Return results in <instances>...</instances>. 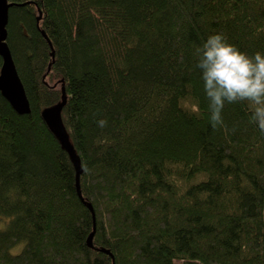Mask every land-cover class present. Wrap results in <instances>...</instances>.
<instances>
[{
  "label": "trees",
  "instance_id": "trees-1",
  "mask_svg": "<svg viewBox=\"0 0 264 264\" xmlns=\"http://www.w3.org/2000/svg\"><path fill=\"white\" fill-rule=\"evenodd\" d=\"M9 2L31 109L0 91V264H264V133L247 102L213 128L196 68L217 33L264 52V0Z\"/></svg>",
  "mask_w": 264,
  "mask_h": 264
},
{
  "label": "clouds",
  "instance_id": "clouds-1",
  "mask_svg": "<svg viewBox=\"0 0 264 264\" xmlns=\"http://www.w3.org/2000/svg\"><path fill=\"white\" fill-rule=\"evenodd\" d=\"M196 68L213 128L224 127L226 105L247 102L251 105L249 123L264 133V52L249 55L217 33L197 49ZM97 123L103 128L107 121Z\"/></svg>",
  "mask_w": 264,
  "mask_h": 264
},
{
  "label": "water",
  "instance_id": "water-1",
  "mask_svg": "<svg viewBox=\"0 0 264 264\" xmlns=\"http://www.w3.org/2000/svg\"><path fill=\"white\" fill-rule=\"evenodd\" d=\"M11 6L12 3H10L9 0H0V55L3 58V64L0 71V91L11 103L12 107L18 113L23 114L30 112L31 108L24 84L19 75L11 49L7 42V38H8L7 25L9 22V8ZM50 45H52L51 41H50ZM65 102L66 100L64 99L61 103L57 105L46 107L42 113L44 114L45 122L47 123L51 131L58 136L62 147L65 148L70 155V158L76 170L77 192L79 197L83 201H85L82 195L81 185H80V174L82 173L80 158L76 154L74 146L72 145L69 139V135L62 124V110ZM87 205L94 214V208L92 204L89 202L87 203ZM95 230H96V223L94 221L93 231L90 233V235L87 238V244L89 246H93V238H94Z\"/></svg>",
  "mask_w": 264,
  "mask_h": 264
},
{
  "label": "bare ground",
  "instance_id": "bare-ground-1",
  "mask_svg": "<svg viewBox=\"0 0 264 264\" xmlns=\"http://www.w3.org/2000/svg\"><path fill=\"white\" fill-rule=\"evenodd\" d=\"M42 116H43V119H44V114L42 113ZM45 121V120H44ZM62 124H63V126L65 127V125H64V121H63V117H62ZM65 129H66V127H65ZM67 131V130H66ZM56 135V134H55ZM56 137L58 138V136L56 135ZM59 139V138H58ZM60 140V139H59ZM73 145V144H72ZM68 152V151H67Z\"/></svg>",
  "mask_w": 264,
  "mask_h": 264
},
{
  "label": "rangeland",
  "instance_id": "rangeland-1",
  "mask_svg": "<svg viewBox=\"0 0 264 264\" xmlns=\"http://www.w3.org/2000/svg\"><path fill=\"white\" fill-rule=\"evenodd\" d=\"M176 264H182V261H177Z\"/></svg>",
  "mask_w": 264,
  "mask_h": 264
}]
</instances>
